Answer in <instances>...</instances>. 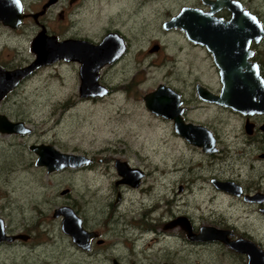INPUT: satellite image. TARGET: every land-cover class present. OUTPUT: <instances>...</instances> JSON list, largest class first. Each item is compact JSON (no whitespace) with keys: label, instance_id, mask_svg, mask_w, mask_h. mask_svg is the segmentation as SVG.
I'll return each instance as SVG.
<instances>
[{"label":"rangeland","instance_id":"374dc122","mask_svg":"<svg viewBox=\"0 0 264 264\" xmlns=\"http://www.w3.org/2000/svg\"><path fill=\"white\" fill-rule=\"evenodd\" d=\"M178 1L153 0L152 16L192 3ZM89 4L94 9L87 6L83 11L84 14L89 10L86 16L79 14L84 6H76L74 11L78 17L74 18L78 33L74 31L72 35H87L98 41L105 32L99 24L103 25L101 20L106 28L120 25L128 16V13L118 16L120 9L110 2L86 5ZM103 16L106 18L102 19ZM109 18L114 22L108 23ZM28 30L17 34L7 31L0 40L7 42L4 48L0 46V57H11L9 66L20 67L33 60ZM125 32L132 40L126 55L118 66H107L101 71V82L113 90L108 96L81 98L79 64L59 61L39 69L0 106L1 113L25 121L32 128L27 135L0 134V216L7 220L9 231L26 227L33 231L34 242L44 241L33 250L31 246V249L5 246L0 252V264H26L27 261L31 264H109L108 260L113 257L128 260L119 255L127 250L132 251L133 259L139 264L162 258L163 253L150 258L143 252L148 248L174 250L171 257L179 255L184 261L199 254L203 261L205 249H219L189 243L181 227L167 230L178 234L180 239L163 240L164 235H154L146 246L153 235L147 230L153 227L160 233L162 223L172 219V215L186 216L196 228L200 224H218L234 218L240 199L221 197L209 179L225 175L245 182L256 174V171L245 174L248 172L240 157L243 117L217 106H198L196 81L215 89L219 81L214 68L208 65L207 54L193 48L183 33ZM149 37L158 39L163 48L148 54ZM160 83L173 85L183 95L188 109L186 118L192 120L188 122H204L212 128L222 151L218 157H227L228 165L219 158L210 166L194 165L201 161V157H196L201 150L189 145L175 131L170 119L153 114L145 104L144 95ZM126 85L129 90L124 88ZM35 143H51L64 152L98 157L87 167L48 173L46 168L35 164L36 155L30 149ZM115 158L145 171L141 187L116 185L120 176L112 161ZM174 168L171 173L163 172ZM181 184L185 185L182 193L178 192ZM66 188L69 192L63 194ZM118 193H121L120 199ZM169 197L173 198L168 200ZM64 205L76 210L86 226L98 228L107 242L105 250L107 245L116 244L113 254H87L75 246L61 232L60 218L54 217L55 210ZM235 223L238 229L246 226L254 232H264V220L257 221L253 216L247 219L245 213ZM143 229L144 241L136 242ZM48 245L50 248L46 250Z\"/></svg>","mask_w":264,"mask_h":264},{"label":"water","instance_id":"95a60500","mask_svg":"<svg viewBox=\"0 0 264 264\" xmlns=\"http://www.w3.org/2000/svg\"><path fill=\"white\" fill-rule=\"evenodd\" d=\"M7 1L0 7V18L9 25L17 26L22 16L21 3L18 0ZM55 1L57 0H51L50 3ZM226 4L233 11V17L229 21L214 17L213 11L184 6L166 23V28L182 29L191 41L206 45L214 54L220 69L222 88L219 94H214L199 84L198 90L202 98L247 114L264 113V77L260 74L258 65L249 60L252 53L249 43L252 38L259 39L264 35L263 25L256 16L244 11L239 3ZM33 48L37 57L30 64L14 70L0 67V100L35 69L59 60L78 61L81 64L82 98L104 96L108 88L100 83V70L123 54L125 43L117 32L108 33L99 43L77 38L59 40L56 36L41 34L35 39ZM145 101L153 113L173 119L176 132L188 142L203 147L205 151L216 150V138L212 130L205 125L185 120V107L178 91L166 84H160L145 95ZM30 130L23 121H12L6 115L0 114V133L25 134ZM31 148L38 154L36 164L46 167L48 173L80 167L91 161L87 154L64 152L51 143L33 144ZM116 165L121 176L118 183L139 186L144 176L141 168L133 167L121 158L116 159ZM214 181L227 190L241 192L240 185L234 181ZM60 215H63V230L78 246L88 249L95 234L84 228L82 218L68 205L55 210L54 216ZM176 226L184 228L193 239H219L232 233L213 225H203L200 232L195 234L186 216L172 219L165 227ZM21 236L6 234L4 220L0 217V241H11ZM229 244L236 250L249 252L250 264H256L259 256L264 260L263 250L250 240L238 238L229 241Z\"/></svg>","mask_w":264,"mask_h":264},{"label":"flooded vegetation","instance_id":"af4514ba","mask_svg":"<svg viewBox=\"0 0 264 264\" xmlns=\"http://www.w3.org/2000/svg\"><path fill=\"white\" fill-rule=\"evenodd\" d=\"M18 1L21 3V6H22L21 20L17 26H13V25L7 24L2 18H0V40L4 39L3 36L5 35V33L7 31H8L7 32L8 34H10V32L11 33L13 32L12 34H17V33H22L27 28H29V30L27 31V34L30 36L29 49L34 53L33 60L37 57V52L33 48V43H34L35 39L41 34L43 36H44V34L56 36L59 40H64L67 38H77V39H87L93 43H99L101 40H103L104 36H106L108 33L117 32L124 39L125 50H124L123 54L117 60H115L114 62L104 66L105 68L107 66L116 67L120 64V62L122 61V59L126 55L125 54L126 51L128 50V48H130V46L132 44V40L130 37L126 36L125 30L132 31V32L137 31V32L145 33V34L153 33V32H159L160 30L165 31L167 33L173 32V31H178V32L183 33L185 38L192 44L193 48L204 51L207 54L208 58H206V59L208 61V65H210L214 68V75L218 78L219 85L215 89L212 86H210L209 84H206L200 80H197L195 83L194 89H195V94L197 96V99L199 101L198 106L199 107L205 106V105L217 106V108L221 109L222 111H226V112L227 111H230V112L234 111L236 114H239L243 117V128H242L243 129V143H242V148L240 151V157L242 158L243 166L246 167V171L247 172L248 171H250V172L256 171V174H255L256 176L251 175V177L245 182L238 181L233 177L225 176V175H222V177L213 176L209 179L210 183L212 184L214 189L220 194L221 197H223L225 199L227 198L229 200H230L229 196L234 197L236 199H240V202L237 205V209H239V211L237 212V214L234 215L233 219H230L229 221L221 222L218 224H212L211 223V225H213V226H216L220 229L232 231V233H229L226 236L221 237L219 239L213 238V239L201 240V239L191 238L189 236L188 232L184 228H182L181 226L173 227V228L181 227L186 233V235H185L186 239L189 241V243H192L193 245H201L202 247L206 246V248H208L210 246H217L219 248V249L216 248V250H213V251L205 249L204 255H203V257H204L203 261L201 260L202 257L199 254L197 256H193V257L189 258L188 261H184L183 257L179 256V255H177L175 257H171V256H174V253H173L174 250L167 249V248H165V249L148 248V250L143 249V252L146 253L147 255H149L150 258H152V256L156 255L157 253H161V254L163 253V256L161 259L154 257V258H157V260L151 259L152 261L149 260V262H147L148 264H164V263L185 264L187 262L190 263V261H191L190 264H229L227 262H230L231 264H250L249 252L236 250L229 244V241H233V240L238 239V238H245V239L250 240L253 243H255L258 246V248L263 250L262 252L264 253V232H254L252 230H249V228H247L246 226L240 227V229H238V226L235 223L237 220V217L240 216L241 214H244V213L247 215V219H249L251 216H253L254 219H257V221L264 220V127H263L264 113L247 114V113H244L241 111H237V110H235L229 106L221 105L219 103L208 101V100L202 98V96L200 95L199 90H198L199 84L205 86L206 88L211 90L212 93H214V94H219L221 91V88H222V82H221V78H220V69L217 65L214 54L207 48L206 45L191 41L186 36L185 32L182 29H180V28H166V23L172 17L177 15L179 13V11L181 10V8L184 6H192L195 8H200V9H203L204 11H207V12L213 11L214 17L220 18L224 21H229L233 17V11L226 4V2H237L240 4L241 8L244 11H248L252 15L256 16L258 18V20L262 23L263 29H264V0H179L178 2H192V3H184V4L180 5L179 8H177L175 11L157 12L154 16H152V12H151V2L153 0H57L53 3H50L51 0H18ZM96 1H98V2L99 1L110 2L111 4L115 5L116 7H118L120 9L118 11V16H120V15L123 16L124 13H128L127 18L124 19L120 25L119 24H117L116 26L107 25L106 28H105V26H103L105 23L103 22V20H101L103 25L100 22H99V24H100V26H102V28L105 30V32H104V35L98 41L94 40L93 38H91L90 36H87V35H81V34L72 35L71 33H74V31H75V33H78V29L76 26L77 22L75 21L76 19L74 18L75 16L78 17V15L74 11L76 6L83 5L84 7L81 10V12H79V14L86 16L89 14L88 13L89 10L85 11L84 14H83V11L86 10L87 6H90L91 10L94 9L91 4H89V5H86V4L96 2ZM157 1H159V0H157ZM7 2H8L7 0H0V7L5 5ZM105 18H106L105 16L102 17V19H105ZM113 22L114 21H112L111 18L108 19V23H113ZM126 24H128V25L126 26ZM5 45H7V42H5V41H3L2 43L0 42V46H2V48H4ZM162 48H163V46L158 41V39L150 38V37L148 38V44L146 47L148 54H153L156 51H160ZM249 49L252 52L249 60L252 63L258 65L260 74L264 77V35L259 39L252 38V40L249 43ZM8 59H11V57H8V58L5 56L0 57V67L1 68L4 67L7 70H14L16 68H20V67L25 66V65L20 66V67L9 66V64H11L12 62L9 61ZM59 61L78 63L79 64V76H80V80H81V75H80L81 64L78 61H65V60H59ZM59 61H57V62H59ZM57 62H54V63H57ZM54 63L43 65V66L35 69L30 75H28L24 79L20 80V82L17 84V86L14 87L11 91H9L0 100V106L6 101V98L13 91H16L17 88L25 80H27L30 77H32L33 75H35L37 73V71L39 69H41L42 67L47 66V65H52ZM104 67L100 70V77H99L100 83H102L101 82V71L104 69ZM160 84H166V85L172 87L173 89H175L176 91H178L171 84H167V83H160ZM160 84H158L154 89H156ZM106 87L108 88V92L104 96L88 97L86 99H98V98L108 96L109 94H111L113 92V90L109 86H106ZM124 88L126 90L130 89L129 85H126V87H124ZM154 89L148 91L147 93L153 91ZM79 95L81 96L80 87H79ZM145 95H144V100H145ZM181 99L183 101L182 105L185 107L184 118L186 121H192V120H188L186 118L188 109H187V106L185 105L184 97L182 94H181ZM145 104H146V101H145ZM146 106H147V104H146ZM0 114L6 115L12 121H22V120H14V119L10 118L5 113L0 112ZM153 114H155V113H153ZM155 115H157V114H155ZM157 116H161V115H157ZM162 117H164V116H162ZM164 118H166V117H164ZM167 119H170L172 121L173 126L175 128V121L171 118H167ZM23 122L25 124H27L25 121H23ZM193 122H195V121H193ZM199 124L205 125L210 130H212V128L204 122H199ZM31 132H32V128L29 132H27L25 134L24 133H17V132L11 133V134L27 135ZM212 132L214 133L215 138H216V150L213 152L205 151V149L203 147L194 145L185 139L189 145L201 150V153L196 155V157H201V161L198 160L194 164L196 167L198 166V168H200L203 165H205V166L212 165L213 162L216 161V158L221 159V161L224 162V164L228 165L227 162L229 159H226L227 157L226 158L218 157L222 153L221 148L219 147L220 142H219V139H218V136L216 135V133L213 130H212ZM0 134H3V133H0ZM11 134H9V135H11ZM35 144H38V143H35ZM31 146H30V149L36 155V161H35V164H36L37 159H38V154L31 148ZM89 157H91V156H89ZM94 157H98V156H92L91 161L89 163L84 164L78 168L90 166L96 160ZM116 159L117 158H115V160H112V161L114 162V167L117 170V173L119 174L118 168L116 165ZM98 160L101 162L103 161V159H101V158ZM190 163L193 164L192 161H190ZM131 166H133V165H131ZM231 166L232 165L229 164V167H231ZM39 167H44V166H39ZM133 167H136V166H133ZM44 168H46V167H44ZM178 168H181V167L179 166ZM61 170H63V169H61ZM168 170L169 169L163 170L164 174L168 173V172L171 173L172 171L175 170V168L171 169L169 171ZM54 172H56V171H54ZM161 173H162V171H161ZM245 174L249 175V172L245 173ZM119 176H120V174H119ZM144 176H145V171H144ZM144 176H143V178H144ZM119 179H121V176L116 181L117 186L123 184L125 186H129V187L136 189V188L141 187V184H142V179H141L138 187H133V186L126 184V183H118ZM214 179H218V180H222V181H234L240 185L241 192H237V191L232 192V191L227 190L223 187H220L214 181ZM184 190H185V185L181 184L179 186L178 192L182 193ZM67 192H69V190L67 188L62 191L63 194H65ZM118 195H119L118 199H120L121 193H118ZM172 198L169 197L167 199L170 200ZM257 213L259 214L258 218L255 217V214H257ZM177 216L178 215H176V217ZM180 216H182V215H180ZM0 217L4 220V226H5L6 234H8V235H22L21 237L16 238V239L11 240V241L6 240V239L1 240L0 241V252L3 250V248L5 246H11V247L12 246H14V247H19V246H29L30 247L31 246L32 249H31V247H30V249L33 250L34 248H37V246H41L44 244V241L34 242L35 237H34L33 231L32 230H26V229H28L26 227L15 230V231L14 230L9 231L7 229V220L3 216H0ZM57 217L60 218L61 232L64 235L70 237L73 244L75 246L79 247L80 249H82L83 252H85L87 254L103 253L105 256L110 252H111V254H113L114 246H116V244L107 245L108 249L105 250L104 246H106L107 242H106V239L104 238V236L102 235V233L98 230V228L86 226L84 223V220L82 219L84 228H86L87 230H89L95 234V236L92 237L90 242H89L90 247L88 249H84V248L78 246L73 241L72 237L70 235H68L63 230V215H60ZM172 217H173L172 219L175 218L174 215H172ZM172 219H170L168 221L164 220V222L162 223V231H161L162 233L161 232L157 233L153 227H150L147 230V232L153 233V235L150 236V238H148L146 246H147L148 242L151 241V238L154 235H158V236L160 234L164 235L163 240H166L167 238H172V239H177V240L180 239V236L178 234L170 233L167 231V230L173 229V228L165 227L166 224L168 222H170ZM189 221H190L191 226L193 228V232L195 234H198L201 230L202 224H200V226L198 228H196L194 223L192 222V220L189 219ZM134 226H136V224H134ZM24 236L27 238H24ZM144 237H145V230L143 229L142 233L140 234V236H138V238L135 239V241L136 242H142V241H144ZM37 240H38V238H37ZM49 248H50V246L48 245L46 247V250ZM196 253H200V251H197ZM120 254H121V257H127L128 260L123 261V260H121L120 257H117V258L113 257L112 260L111 259L108 260L109 264H117V263L118 264H139L133 259L134 254L132 253L131 250H127L125 253L121 252V253H119V255ZM12 264H17V263L14 262ZM26 264H31V263L27 261ZM256 264H264V260H261V258L259 256L257 258Z\"/></svg>","mask_w":264,"mask_h":264},{"label":"bare ground","instance_id":"6f19581e","mask_svg":"<svg viewBox=\"0 0 264 264\" xmlns=\"http://www.w3.org/2000/svg\"><path fill=\"white\" fill-rule=\"evenodd\" d=\"M159 173H161V172H159Z\"/></svg>","mask_w":264,"mask_h":264}]
</instances>
